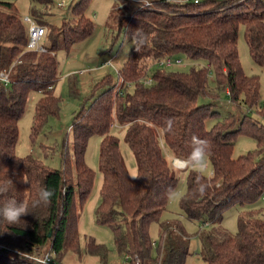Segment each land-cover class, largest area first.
I'll return each instance as SVG.
<instances>
[{"label": "trees", "instance_id": "obj_1", "mask_svg": "<svg viewBox=\"0 0 264 264\" xmlns=\"http://www.w3.org/2000/svg\"><path fill=\"white\" fill-rule=\"evenodd\" d=\"M88 1L72 4L73 18L61 26L62 37L51 28L48 37L46 31L45 52H36L27 49L28 26L16 4L0 0V71L10 78L9 85L0 84V184L12 182L7 195L0 196V207L9 199L30 203L41 189L54 193L48 206L30 209L18 224L0 218V264H42L8 249L29 255L49 253L59 264L67 263L69 253L80 262L108 264L111 250L92 236L82 241L78 230L80 210L94 185L95 173L85 163L94 135L101 137L102 175L95 217L110 228L115 252L124 264H187L192 255V236L185 225L163 219L180 181L168 155L188 162L187 190L180 204L187 219L202 225L198 236L205 264H264V126L249 112L259 108L264 115V102L260 78L245 72L239 52L245 26L251 56L264 67V0H149V6L142 0H119L127 13L121 28L132 46L117 80L104 76L87 106L74 114L71 149L66 139L62 168L57 169L30 154H16L18 122L30 91L39 94L32 138L49 117L58 115L56 53L92 34L94 23L84 14ZM31 12L37 23L44 24L35 8ZM168 56L187 59L192 66L185 71L157 65ZM212 71L218 89L227 90L231 101L248 112L241 118L229 114L208 128L209 120L221 116L214 104L200 102L212 93ZM114 128L126 129L136 178L125 165ZM241 135L254 137L258 148L235 157ZM194 137L207 141L211 176L193 167ZM234 206L240 209L236 233L223 226L225 213ZM155 222L160 232L157 242L150 233Z\"/></svg>", "mask_w": 264, "mask_h": 264}, {"label": "rangeland", "instance_id": "obj_2", "mask_svg": "<svg viewBox=\"0 0 264 264\" xmlns=\"http://www.w3.org/2000/svg\"><path fill=\"white\" fill-rule=\"evenodd\" d=\"M16 4L18 13L22 20L32 17V9L38 12V20H42L47 29V37L51 28L61 31L64 22H71L73 15L71 6L77 0H46L39 3L33 0H10ZM85 16L94 23V29L90 36L77 41L70 50L66 51L60 47L56 53L59 62V81L55 85L54 94L60 99V110L57 116L49 117L41 132L32 138L31 128L33 124L34 109L39 94L36 91L28 93L24 112L18 122V139L16 143V154L18 156L31 155L42 161L45 165L60 169L62 168V151L66 139H68L69 150L71 149L72 136L70 127L74 114L83 106H87L93 94L96 83L104 76L111 75L113 81L117 80V71L121 68L130 48L132 41L125 37L121 25L126 21L127 13L119 0H89L84 12ZM51 31V30H50ZM58 36L62 35L59 32ZM48 42L47 40H45ZM239 52L241 62L245 72L249 76H258L261 82V99L264 102V67L257 64L250 53L249 45L245 38V26L241 27L239 38ZM184 65L175 70L188 71L192 64L184 59ZM211 94L200 99L201 104L212 103L221 112V116L209 120L208 128L223 121L229 114L241 118L248 108L238 106L231 101L227 90H219L217 77L214 71L209 79ZM259 108L250 110V116L264 126V115L259 113ZM113 134L119 138L120 151L125 165L131 177L137 174V167L134 155L125 141V128H114ZM101 137L92 136L87 145L85 153V163L94 171V185L89 198L83 203L79 213L78 230L84 236H92L97 242L103 243L111 250L108 264H124V258L119 256L114 249L112 232L106 225L97 223L95 210L100 204V190L102 186V175L99 170ZM258 148L257 140L251 135H241L235 145L234 156L255 152ZM170 163L173 165V157L168 155ZM181 159V158H180ZM184 160V159H182ZM186 168H177L180 181L177 188L172 193L163 219L180 220L191 234V252L187 264H205L201 257L202 245L199 230L202 225L199 222L190 221L181 209V199L187 190ZM203 174L211 176L213 168L207 156L206 163L199 169ZM264 206V202L262 204ZM237 206L230 208L225 213L223 226L230 232L238 231ZM150 233L153 242L160 238L159 224L152 223ZM66 264H101L97 261H79L77 256L69 253Z\"/></svg>", "mask_w": 264, "mask_h": 264}, {"label": "clouds", "instance_id": "obj_3", "mask_svg": "<svg viewBox=\"0 0 264 264\" xmlns=\"http://www.w3.org/2000/svg\"><path fill=\"white\" fill-rule=\"evenodd\" d=\"M143 4L149 6V0H142ZM194 148L191 154V161L193 167L200 169L206 163L207 159V141L193 138ZM136 178V177H133ZM12 188V182L9 180L3 184H0V196H6ZM54 193L48 189H41L36 199L30 203L27 201L17 202L15 199H9L6 201L3 207H0V218H2L8 224H18L21 222V218L28 214H31L30 209H36L39 207H46L51 203V198ZM24 258L28 259L29 255L24 253Z\"/></svg>", "mask_w": 264, "mask_h": 264}, {"label": "built area", "instance_id": "obj_4", "mask_svg": "<svg viewBox=\"0 0 264 264\" xmlns=\"http://www.w3.org/2000/svg\"><path fill=\"white\" fill-rule=\"evenodd\" d=\"M132 1L137 2V3L139 2V0H132ZM142 5L144 4L142 3ZM23 21L28 26L27 49L31 51H36V52H45L46 47H47L46 41H45V36H46V31H47L46 27L37 23L33 18H30V17L24 18ZM184 63L185 62L183 58L168 56V57H164L160 59L157 65L160 67H174V66H182L184 65ZM9 82H10L9 74L5 71H0V84L7 86L9 85ZM149 82H150V79L146 80V83H149ZM177 160H182V159H177V157L173 158V164L177 168H180V169H182V167L185 168L188 164L186 160H182L181 161L183 162L182 164H179ZM8 250L12 251L13 253L24 255V253L13 250V249H8ZM29 259H33L34 261H37L42 264H59L52 258V256L49 253H44L42 255H29ZM135 264H140V263L139 261H137Z\"/></svg>", "mask_w": 264, "mask_h": 264}, {"label": "bare ground", "instance_id": "obj_5", "mask_svg": "<svg viewBox=\"0 0 264 264\" xmlns=\"http://www.w3.org/2000/svg\"><path fill=\"white\" fill-rule=\"evenodd\" d=\"M177 159H180V158H177ZM182 160H177V162L179 163V164H182L183 162H181Z\"/></svg>", "mask_w": 264, "mask_h": 264}, {"label": "crops", "instance_id": "obj_6", "mask_svg": "<svg viewBox=\"0 0 264 264\" xmlns=\"http://www.w3.org/2000/svg\"><path fill=\"white\" fill-rule=\"evenodd\" d=\"M181 67V66H180ZM173 157V156H172ZM174 158V157H173Z\"/></svg>", "mask_w": 264, "mask_h": 264}, {"label": "water", "instance_id": "obj_7", "mask_svg": "<svg viewBox=\"0 0 264 264\" xmlns=\"http://www.w3.org/2000/svg\"><path fill=\"white\" fill-rule=\"evenodd\" d=\"M50 235V233H48Z\"/></svg>", "mask_w": 264, "mask_h": 264}]
</instances>
